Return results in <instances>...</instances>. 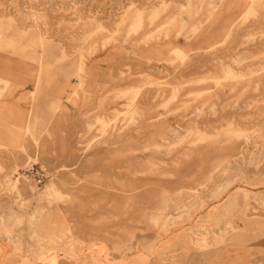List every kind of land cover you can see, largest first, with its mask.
<instances>
[{
  "label": "rangeland",
  "instance_id": "obj_1",
  "mask_svg": "<svg viewBox=\"0 0 264 264\" xmlns=\"http://www.w3.org/2000/svg\"><path fill=\"white\" fill-rule=\"evenodd\" d=\"M0 264H264V0H0Z\"/></svg>",
  "mask_w": 264,
  "mask_h": 264
},
{
  "label": "built area",
  "instance_id": "obj_2",
  "mask_svg": "<svg viewBox=\"0 0 264 264\" xmlns=\"http://www.w3.org/2000/svg\"><path fill=\"white\" fill-rule=\"evenodd\" d=\"M26 175L34 179L37 184H41L44 181L45 171L41 166L31 164L26 170Z\"/></svg>",
  "mask_w": 264,
  "mask_h": 264
},
{
  "label": "crops",
  "instance_id": "obj_3",
  "mask_svg": "<svg viewBox=\"0 0 264 264\" xmlns=\"http://www.w3.org/2000/svg\"><path fill=\"white\" fill-rule=\"evenodd\" d=\"M145 75H147V74H145ZM143 78H145V77L142 76V79H143Z\"/></svg>",
  "mask_w": 264,
  "mask_h": 264
}]
</instances>
